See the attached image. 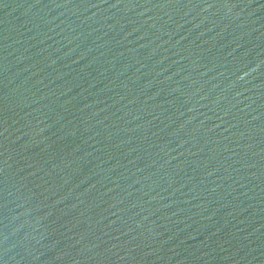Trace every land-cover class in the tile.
Returning a JSON list of instances; mask_svg holds the SVG:
<instances>
[{
    "label": "water",
    "instance_id": "1",
    "mask_svg": "<svg viewBox=\"0 0 264 264\" xmlns=\"http://www.w3.org/2000/svg\"><path fill=\"white\" fill-rule=\"evenodd\" d=\"M0 264H264V0H0Z\"/></svg>",
    "mask_w": 264,
    "mask_h": 264
}]
</instances>
